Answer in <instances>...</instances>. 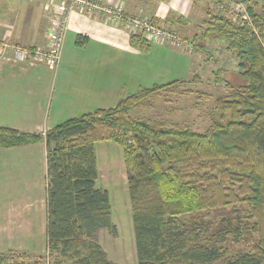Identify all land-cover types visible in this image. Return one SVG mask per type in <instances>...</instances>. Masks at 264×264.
Here are the masks:
<instances>
[{
    "label": "trees",
    "instance_id": "16d2710c",
    "mask_svg": "<svg viewBox=\"0 0 264 264\" xmlns=\"http://www.w3.org/2000/svg\"><path fill=\"white\" fill-rule=\"evenodd\" d=\"M238 1L247 4L259 32L227 11L208 9L205 31L191 38L203 51L205 39L222 41L243 79L233 86L216 71V84L224 81L231 91L217 97L207 129L130 114L154 107L164 94L191 91L186 85L201 81L198 74L140 87L115 106L45 133L0 125V149L35 141H45L47 149L46 253L8 249L0 251V264H120L97 236L101 228L117 232L110 193L98 186L96 144L108 140L123 150L138 264H264V0ZM148 16L172 29L168 20H182ZM86 41L78 36L76 43ZM130 43L146 52L154 44L140 32L131 33ZM227 206L231 215L214 230L183 218ZM231 243L241 247L231 249Z\"/></svg>",
    "mask_w": 264,
    "mask_h": 264
},
{
    "label": "crops",
    "instance_id": "0c3cea01",
    "mask_svg": "<svg viewBox=\"0 0 264 264\" xmlns=\"http://www.w3.org/2000/svg\"><path fill=\"white\" fill-rule=\"evenodd\" d=\"M122 1L130 13L181 16L168 22L183 34L191 35L195 23L205 24L206 19L189 20L192 7L205 5L194 0ZM55 11L53 0H0V42L10 44L0 52V125L45 133L174 76L175 68L167 63L173 59L166 60L172 58L171 46L154 43L150 51H142L131 45V32L124 24L80 10L71 14L59 65L15 59L13 45L45 49ZM78 36H87L84 45L76 43ZM46 190L45 141L0 149V251L46 253Z\"/></svg>",
    "mask_w": 264,
    "mask_h": 264
},
{
    "label": "rangeland",
    "instance_id": "374dc122",
    "mask_svg": "<svg viewBox=\"0 0 264 264\" xmlns=\"http://www.w3.org/2000/svg\"><path fill=\"white\" fill-rule=\"evenodd\" d=\"M194 2L196 4L201 3V5L205 4V7H192V10L188 13L189 20L201 22V20L209 18L208 12L205 10L207 8L213 12L225 13V10L218 9L211 0H194ZM206 27L207 25L205 26V24L198 26L195 23L192 27L193 32H191V35H185L189 38H193L195 34L201 35ZM174 29L179 30L177 28ZM257 32H259V29H257ZM205 44L206 50L204 51L202 48V50H199L200 47L196 48V46L192 50H187L182 46L178 47L168 44L171 46L173 55L172 58L169 56L166 60L173 59V61L167 63L170 66L172 65L175 70L171 74L174 75L171 76L172 78L163 81H172L180 77L191 78L195 74L201 77V81L186 85V88L191 90L189 92L164 94L156 98L154 107L136 108L130 111V114L145 119L167 118L174 123L188 124L196 130L207 129L210 126V112L215 105L217 97L228 94L231 91L224 84V81H221L219 85L216 84V71L224 72L226 80L233 86L242 82L243 79L239 76L236 58L233 57L230 51L226 50V46L222 41L207 38L205 39ZM154 48L165 47L156 45ZM166 72L164 71L163 73L166 74ZM96 148L100 174L98 186L108 189L110 193L112 218L117 231L113 234L108 228H101L97 233L98 240L113 261L120 264H138L136 237L128 189V171L124 161L123 150L112 140L100 141L96 144ZM238 208L242 209L243 206L239 205ZM232 210V206L217 207L203 211L195 217L184 216L183 218L186 223L197 221L198 224L207 225L214 230L220 225L224 217L231 215ZM19 236L20 234L17 235L18 238ZM240 247L237 244H230L231 249Z\"/></svg>",
    "mask_w": 264,
    "mask_h": 264
},
{
    "label": "built area",
    "instance_id": "2783aa9c",
    "mask_svg": "<svg viewBox=\"0 0 264 264\" xmlns=\"http://www.w3.org/2000/svg\"><path fill=\"white\" fill-rule=\"evenodd\" d=\"M55 4V17L47 35L45 49L25 45H13V57L17 60H30L33 62H46L50 66L59 65L64 48L65 37L69 27L70 17L74 10H80L91 16L101 17L105 20L124 24L131 33H143L151 43L170 44L194 49V42L184 37L175 29L155 24L151 17L140 12L130 13L122 0H53ZM220 10L227 11L229 18L248 23L254 28L253 18L249 13L247 4L238 0H211ZM3 47L1 48V46ZM10 44H1L0 52Z\"/></svg>",
    "mask_w": 264,
    "mask_h": 264
}]
</instances>
